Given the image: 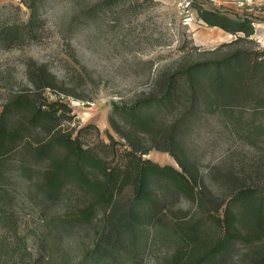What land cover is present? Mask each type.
I'll use <instances>...</instances> for the list:
<instances>
[{"label":"rangeland","instance_id":"obj_1","mask_svg":"<svg viewBox=\"0 0 264 264\" xmlns=\"http://www.w3.org/2000/svg\"><path fill=\"white\" fill-rule=\"evenodd\" d=\"M181 1L35 0L36 35L17 46L0 45V113L20 93L60 100L69 108L60 128L110 165L124 166L130 151L136 160L180 170L164 150L180 146L197 171L191 192L154 175L142 199H135L129 184L115 193L113 206L95 205L84 219L79 210L93 203L91 193L66 181L49 194L42 187L47 160L17 140L0 157V203L15 213L32 264H264V113L250 108L251 97H241L230 114L208 101H190L181 82L178 97L145 109L149 127L132 124L124 113L137 99L164 89L166 77L188 63L237 48L264 54V0H189L186 7ZM28 2L0 0V23L27 21ZM200 10L248 19L254 32L213 52L237 34L208 25ZM29 66L47 70L52 85L36 91ZM248 81L254 90V80ZM4 120L8 127L24 121L15 112ZM43 137L37 128L28 142ZM243 187L253 190L261 207L255 220L234 199ZM227 215L233 217L232 235Z\"/></svg>","mask_w":264,"mask_h":264},{"label":"trees","instance_id":"obj_2","mask_svg":"<svg viewBox=\"0 0 264 264\" xmlns=\"http://www.w3.org/2000/svg\"><path fill=\"white\" fill-rule=\"evenodd\" d=\"M27 7L30 9L27 21L0 23V45L7 48L17 46L36 35L39 29L38 6L35 0H29ZM198 15L210 26L237 34L235 39L221 43L212 50L213 52H219L224 47H231L239 41L248 39L254 32L251 21L245 18L236 20L214 10H200ZM27 74L38 92L53 83V76L42 67L34 69L29 66ZM250 78L254 80L253 85L257 86L254 90L248 89V84L251 85L248 81ZM181 82L189 87L183 95L190 101H208L212 107H222L224 111L232 114L234 108H239L238 105L242 104L238 103V100L244 95L242 100L245 98L247 100V94L251 97L253 105L250 108L264 113V54L243 48L228 51L215 60L192 62L173 70L166 77L164 89L142 96L128 106L127 112L124 113L132 124L149 127L150 112L145 109L171 102L178 97L177 86ZM68 110L62 101H47L39 94L20 93L14 96L0 113V157L14 150L17 140H26L38 159L47 160L43 170L42 187L49 194H56L66 181H75L91 193L93 203L79 210L84 219L90 218L95 205L113 206L115 193L129 184L135 190V199H142L149 193V179L154 175L170 180L180 191L185 193L192 191V181H196L197 171L180 146L164 149L174 158L180 170L169 164L159 165L149 159L136 160L130 151L128 153L131 156L124 166H112L95 150L84 146L78 135L73 136L60 128L62 117ZM11 112L21 115L24 121L8 127L4 116ZM37 128L42 130L45 137L35 144L28 142L30 132ZM116 130L122 133L119 128ZM123 136L127 137L126 134ZM140 153L144 154L145 151L141 150ZM252 192L249 187H243L235 193L234 199L244 204L255 220L256 215L259 218L261 207L254 203L250 194ZM226 219L225 225L228 228L226 232L232 235L229 229H234V223L229 219L233 217L227 215ZM32 262L31 252L25 237L19 231L15 213L3 208L0 203V264Z\"/></svg>","mask_w":264,"mask_h":264},{"label":"built area","instance_id":"obj_3","mask_svg":"<svg viewBox=\"0 0 264 264\" xmlns=\"http://www.w3.org/2000/svg\"><path fill=\"white\" fill-rule=\"evenodd\" d=\"M190 4V1L189 0H182L181 2H180V5L182 6V7H186V6H188Z\"/></svg>","mask_w":264,"mask_h":264}]
</instances>
